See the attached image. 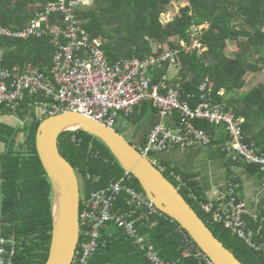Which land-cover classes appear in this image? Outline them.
<instances>
[{
    "label": "trees",
    "instance_id": "16d2710c",
    "mask_svg": "<svg viewBox=\"0 0 264 264\" xmlns=\"http://www.w3.org/2000/svg\"><path fill=\"white\" fill-rule=\"evenodd\" d=\"M56 1L0 0V24L11 28L22 27L35 16V12L29 9L30 4L38 3L41 7ZM182 1L91 0L90 7L79 5L76 12L89 37L101 39V49L110 63L122 57L143 58L160 52L164 45L174 48L177 40H189L192 23H208L202 40L206 47L204 53L197 55L195 51L181 52V66L176 75L166 78L168 68L165 63L161 68L151 70L152 83H159L162 90L177 89L181 97L193 106L197 103L198 85L208 76L215 91L213 99L222 100L216 94L221 89L233 98L234 101L228 100V103L238 104L235 109L245 119V139L253 140L259 150L264 152V84L259 83L242 95H236L245 85V74L259 70L256 63L246 59L245 54L248 47L255 53L264 47V0H186L188 4L179 7L172 19L163 21L161 14L167 7L173 2L176 4ZM62 20L63 15L60 13L49 17L50 23L61 24ZM240 37L245 38L244 42L239 41L236 55L229 57L224 51L228 41H238ZM151 41L158 44L156 51ZM3 46L6 60L2 66L29 64L44 72L50 66L54 52L47 32L40 38L5 39ZM259 60L264 63V54ZM34 100V96H26L21 108L16 111L0 105V116L12 115L20 121L16 125L0 121V143L5 147L0 151V235L4 238L13 236V246L6 244L8 249H14L12 264H45L51 239L53 186L35 147L36 129L48 114L44 111L38 116L35 107L29 106ZM150 109H154L151 102L143 101L130 115L122 117L133 119L141 127ZM174 118L178 119V116ZM195 123L213 133L212 125L207 122ZM21 134L22 139H19ZM58 148L79 177L81 199L125 174L104 143L82 129L63 131L58 139ZM243 165L248 172L258 173L262 179L263 172L258 166ZM170 181L176 184L172 179ZM177 183L187 202L230 251L244 264H264V252L249 248L221 224L212 223L200 210L197 200L203 199L192 181L187 179L182 185ZM131 184L143 193L134 177ZM192 194L196 195L197 200L190 196ZM115 208H128L123 197L115 204ZM249 222L251 227L259 230L258 238L261 239L264 236V225L252 219ZM151 223L154 224L149 227ZM179 226L168 216H162L154 217L151 222L138 227L139 232L146 236L149 244L164 260L174 264H198L194 258L181 255L185 231L180 230ZM100 240L98 251L91 257L89 264H151L133 241L112 222L102 228Z\"/></svg>",
    "mask_w": 264,
    "mask_h": 264
},
{
    "label": "built area",
    "instance_id": "2783aa9c",
    "mask_svg": "<svg viewBox=\"0 0 264 264\" xmlns=\"http://www.w3.org/2000/svg\"><path fill=\"white\" fill-rule=\"evenodd\" d=\"M84 3L83 0L49 2L42 10L35 11V16L22 27L0 24V105L16 111L26 96H34L29 106L44 109L48 116L73 110L113 128L119 114L126 117L141 102L148 101L161 120L150 128L139 150L162 173L168 172L177 181L181 180L174 169L156 157L157 152L172 147L215 146L212 134L195 123L205 121L222 127L225 140L219 144V150L224 157L234 163L256 165L263 172L260 190L264 193V152L253 140L245 139L244 117L226 100L213 99L215 91L210 78L205 77L199 83L197 103L191 106L177 89L162 90L150 77L152 69L161 68L165 63L168 70L180 68L181 52L195 51L201 55L205 51L202 40L208 23H192L189 40H177L174 48L164 45L160 52L143 58L122 57L110 63L101 49V39H91L81 26L76 9ZM58 13L63 15L62 23H50V15ZM45 32L50 35L54 47L51 64L45 72L29 64L2 66L6 60L5 39L40 38ZM216 94L222 96L223 91L218 90ZM175 115L178 119L174 124L165 122ZM131 183V175L125 173L80 201L79 240L71 264H89L100 246L101 230L109 222L119 227L151 264H174L162 259L139 232L141 224L166 215ZM121 197L128 204L126 210L115 208ZM191 197L197 200L195 194ZM197 201L212 223L221 224L256 252H264V236L259 239L257 230L246 218V203L237 194L235 183L228 184L223 204H215L212 200ZM251 219L259 221L258 210ZM179 229L183 228L179 226ZM183 236V257H193L198 264H213L186 232ZM7 243L13 246L12 235L0 237V264H12L14 249H8Z\"/></svg>",
    "mask_w": 264,
    "mask_h": 264
},
{
    "label": "water",
    "instance_id": "95a60500",
    "mask_svg": "<svg viewBox=\"0 0 264 264\" xmlns=\"http://www.w3.org/2000/svg\"><path fill=\"white\" fill-rule=\"evenodd\" d=\"M75 129L100 139L125 172L138 181L145 196L176 221L213 264H244L216 237L165 174L141 154L139 146L114 128L73 110L45 117L35 134L37 154L53 186V223L45 264H71L79 240L80 180L58 148L60 134Z\"/></svg>",
    "mask_w": 264,
    "mask_h": 264
},
{
    "label": "crops",
    "instance_id": "0c3cea01",
    "mask_svg": "<svg viewBox=\"0 0 264 264\" xmlns=\"http://www.w3.org/2000/svg\"><path fill=\"white\" fill-rule=\"evenodd\" d=\"M177 71L178 68H170L166 78L174 77ZM229 97V94L224 95V98L231 100ZM160 120L157 112L150 109L142 128L139 127L137 130V126L140 125L133 119H128L126 123L122 124L123 133L132 144L140 146L145 140L146 132ZM165 122L174 124L175 118H168ZM212 129L213 141L217 147H172L157 152L156 157L179 174L181 180L178 182L180 185L184 184V180L192 181L201 198L212 200L215 204L225 202L228 184L234 182L237 194L246 203V218L251 219V215L258 210L260 217L258 222H261L259 223L261 226L264 225V193L260 190L258 173H250L242 163H233L224 157L219 150V144L224 139L223 129L217 125H212ZM3 149H5L4 144ZM257 233L259 235V230Z\"/></svg>",
    "mask_w": 264,
    "mask_h": 264
},
{
    "label": "rangeland",
    "instance_id": "374dc122",
    "mask_svg": "<svg viewBox=\"0 0 264 264\" xmlns=\"http://www.w3.org/2000/svg\"><path fill=\"white\" fill-rule=\"evenodd\" d=\"M85 2H87L86 5H88V7H90L91 0H86ZM187 4L188 3L186 0L182 1L181 3L176 2V4H174V2L171 3V5L169 7H167L165 12H163L161 14L162 20L166 22V21L172 19L174 14H176L178 12L179 7H182V6L187 5ZM44 6H45V4H43L41 7H39L38 3L30 4L29 9L31 8V11L35 12V11H38L39 8L42 10ZM244 40H245L244 37H240L238 41H232V40L230 41L229 40L227 43V46L224 50L225 53L229 57H234L236 55L238 49H239V41L244 42ZM151 42H152L151 44H152L153 50L156 51V49L158 48V44L154 41H151ZM263 54H264V47H262L261 51L257 52V53H255L251 48H249V47L247 48V54H245L246 59L252 63H256L257 66L259 67V70L256 72L248 71L247 74H245V76H244L245 85L243 86L242 90L236 92V95H238V96L242 95L243 93L247 92L250 88H252L253 86H255L259 83L264 84V63L261 60H259V58L261 56H263ZM175 75H176V73H175ZM229 99L234 101L232 97H229ZM227 102H228V99H227ZM232 106L234 107V110L236 111L235 107L238 106V104L234 102L232 104ZM35 111H36V114L38 116H41L44 109L36 108ZM127 120H128L127 118H124V117H122V115L119 114L117 116V119H116L117 122L113 126V128L116 131H118L119 133H121V135H123V137L125 139L127 136L123 133L122 124L126 123ZM0 121H4L10 125L20 124L19 123L20 121L18 118L14 117V116H9V115L8 116H0ZM137 127H138L137 130H139V126H137ZM142 127H143V125L140 128H142ZM22 136L23 135L21 134L19 139H22ZM128 140H129V138H128ZM131 141L134 143L133 140H131ZM135 145L138 146L137 144H135ZM2 149H3V143H0V150H2ZM164 174H165V176H167V178H169V180L172 179L176 183L175 185L177 186V188H179L180 190L182 189L178 186V183L174 177H172L168 172H164ZM197 210L200 211L198 207H197Z\"/></svg>",
    "mask_w": 264,
    "mask_h": 264
},
{
    "label": "clouds",
    "instance_id": "9594fccd",
    "mask_svg": "<svg viewBox=\"0 0 264 264\" xmlns=\"http://www.w3.org/2000/svg\"><path fill=\"white\" fill-rule=\"evenodd\" d=\"M86 0H84V2H85ZM87 2H85L84 4H86ZM204 23V22H203ZM206 23V22H205ZM206 32V31H205ZM204 35H205V33H204ZM203 38H204V36H203ZM205 49H206V47H205ZM204 53V52H203ZM202 53V54H203ZM177 69V68H176ZM206 77H208V76H206ZM211 80V79H210ZM222 91H223V95L222 96H220V97H222V99H224V100H226L227 101V98H224V90L223 89H221ZM218 91V90H217ZM150 130V129H149ZM148 130V131H149ZM148 133V132H147ZM147 133H146V135H147ZM145 139H146V136H145ZM145 141V140H144ZM214 143V142H213ZM215 144V143H214ZM217 145L215 144V146L214 147H216ZM140 147V146H139ZM210 148H212V147H210ZM221 152V151H220ZM222 153V152H221ZM125 173H127V172H125ZM131 175V174H130ZM131 177H133L132 175H131ZM118 179V178H117ZM234 183V182H233ZM144 193V192H143ZM145 195V194H144ZM82 199H81V195H80V201H81ZM166 215V214H165ZM167 216V215H166ZM170 218V217H169ZM184 230V229H183ZM186 232V231H185ZM11 236V235H10ZM9 236V237H10ZM0 237H2V236H0Z\"/></svg>",
    "mask_w": 264,
    "mask_h": 264
},
{
    "label": "bare ground",
    "instance_id": "6f19581e",
    "mask_svg": "<svg viewBox=\"0 0 264 264\" xmlns=\"http://www.w3.org/2000/svg\"><path fill=\"white\" fill-rule=\"evenodd\" d=\"M71 127H72V128H78V127H80V126L72 125ZM55 183H56V182H55Z\"/></svg>",
    "mask_w": 264,
    "mask_h": 264
},
{
    "label": "flooded vegetation",
    "instance_id": "af4514ba",
    "mask_svg": "<svg viewBox=\"0 0 264 264\" xmlns=\"http://www.w3.org/2000/svg\"><path fill=\"white\" fill-rule=\"evenodd\" d=\"M127 138V137H126ZM128 139V138H127Z\"/></svg>",
    "mask_w": 264,
    "mask_h": 264
}]
</instances>
